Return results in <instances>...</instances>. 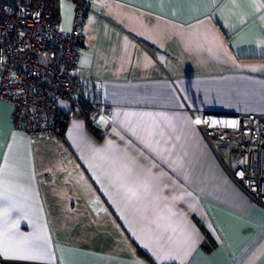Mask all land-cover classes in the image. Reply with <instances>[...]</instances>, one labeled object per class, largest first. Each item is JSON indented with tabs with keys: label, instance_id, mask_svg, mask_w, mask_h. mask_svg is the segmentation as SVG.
<instances>
[{
	"label": "crops",
	"instance_id": "1",
	"mask_svg": "<svg viewBox=\"0 0 264 264\" xmlns=\"http://www.w3.org/2000/svg\"><path fill=\"white\" fill-rule=\"evenodd\" d=\"M75 74L111 116L64 98L29 136L0 99V264H264V204L198 121L264 113V0H89Z\"/></svg>",
	"mask_w": 264,
	"mask_h": 264
},
{
	"label": "built area",
	"instance_id": "2",
	"mask_svg": "<svg viewBox=\"0 0 264 264\" xmlns=\"http://www.w3.org/2000/svg\"><path fill=\"white\" fill-rule=\"evenodd\" d=\"M50 0H0V99L13 105L12 125L29 136L57 132L64 118L60 101L69 100L68 115L89 102L94 113L111 116L113 106L85 93L100 81H82V24L89 0H74L72 28L61 29ZM92 91V90H91ZM198 121L208 140L223 143L233 178L264 204V113L203 112Z\"/></svg>",
	"mask_w": 264,
	"mask_h": 264
},
{
	"label": "trees",
	"instance_id": "3",
	"mask_svg": "<svg viewBox=\"0 0 264 264\" xmlns=\"http://www.w3.org/2000/svg\"><path fill=\"white\" fill-rule=\"evenodd\" d=\"M49 5H51L53 7L54 12H55V16H57V18H58L59 17L58 0H50ZM81 103H82L81 114L85 115L88 118L89 117L88 115L91 111V106H90L89 102L86 100H82ZM89 126L94 132H96L100 136V134H99L98 130H96L95 126H93L92 124H89Z\"/></svg>",
	"mask_w": 264,
	"mask_h": 264
},
{
	"label": "water",
	"instance_id": "4",
	"mask_svg": "<svg viewBox=\"0 0 264 264\" xmlns=\"http://www.w3.org/2000/svg\"><path fill=\"white\" fill-rule=\"evenodd\" d=\"M66 123V119H62L58 124V130L61 129V127Z\"/></svg>",
	"mask_w": 264,
	"mask_h": 264
}]
</instances>
